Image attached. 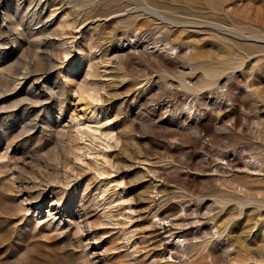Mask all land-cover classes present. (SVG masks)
<instances>
[{"label":"rangeland","instance_id":"obj_1","mask_svg":"<svg viewBox=\"0 0 264 264\" xmlns=\"http://www.w3.org/2000/svg\"><path fill=\"white\" fill-rule=\"evenodd\" d=\"M0 264H264V0H0Z\"/></svg>","mask_w":264,"mask_h":264},{"label":"bare ground","instance_id":"obj_2","mask_svg":"<svg viewBox=\"0 0 264 264\" xmlns=\"http://www.w3.org/2000/svg\"><path fill=\"white\" fill-rule=\"evenodd\" d=\"M37 46V45H36ZM48 56V55H47ZM43 59V58H42ZM48 60V59H47ZM48 62V61H47ZM82 87V86H81ZM85 89V88H84ZM81 91H83V89H81ZM88 91V90H87ZM89 96H92V95H89ZM95 97V96H94ZM26 101V100H25ZM29 102V101H28ZM14 103V102H13Z\"/></svg>","mask_w":264,"mask_h":264}]
</instances>
